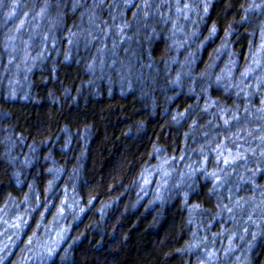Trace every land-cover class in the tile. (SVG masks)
<instances>
[{
    "label": "trees",
    "instance_id": "trees-1",
    "mask_svg": "<svg viewBox=\"0 0 264 264\" xmlns=\"http://www.w3.org/2000/svg\"><path fill=\"white\" fill-rule=\"evenodd\" d=\"M206 3L5 0L0 7V264H197V259L203 264L204 252L233 264H264V194L238 193L239 208L230 203V194L223 208L213 196L219 214L208 227L220 235L207 249L199 246L200 238L207 243L209 236L201 226L202 210L192 207L199 202L197 193L187 204L181 197L166 204L156 225L157 182L172 160L185 156L186 147L184 136H176L178 126H165V106L175 114L223 94L257 117L264 112L259 94L264 71L257 64L259 59L264 66V51L259 54L264 28L251 32L242 24L230 31L235 8L225 11V0H212L205 12ZM225 71L232 75L198 95L204 76ZM193 73L203 76L190 81ZM61 84L71 87L63 104L49 95ZM173 91L177 94L164 105ZM154 102L155 113L148 115ZM133 119H147L140 140L123 134ZM234 131V138L252 134L247 124ZM21 135L25 139L13 145ZM158 139L174 142L171 157L152 151ZM214 147L226 160L249 144L234 146L221 135ZM146 152L151 167H145ZM256 179L264 181V171ZM253 236L249 247L246 241ZM208 264L216 261L209 256Z\"/></svg>",
    "mask_w": 264,
    "mask_h": 264
},
{
    "label": "clouds",
    "instance_id": "clouds-1",
    "mask_svg": "<svg viewBox=\"0 0 264 264\" xmlns=\"http://www.w3.org/2000/svg\"><path fill=\"white\" fill-rule=\"evenodd\" d=\"M211 3L212 0H207V3L204 4L205 12H207ZM4 6L5 0H0V7ZM227 8H235L237 13L231 18V22L229 23L230 31L236 30L235 26L242 24H247V30L251 32L264 28V0H225V11ZM8 15L10 16L12 13L9 12ZM213 31H215V28H213ZM64 59L67 60L68 57L65 56ZM232 63L234 61L230 60L229 64ZM166 71V67L161 69L162 74ZM129 75H135V72L129 73ZM231 75L230 71H225L218 76L213 74L204 76L199 84L198 95L209 93L214 84L221 81L225 76ZM244 75V73H241V80ZM200 76H203V74L193 73L189 76V80L191 81V79ZM165 83H167V79ZM172 83H177V81L173 80ZM230 87H225L223 91L225 93L230 92ZM189 91H192L190 85ZM241 91L246 96L249 95L246 88L241 89ZM70 93V85L61 84L59 87L54 86L49 95L54 101L63 104L66 99L70 98ZM176 94L173 91L172 95L167 96L163 100V104L167 105L168 101ZM259 94L264 96V86L260 88ZM72 103H75L74 99H72ZM213 103L215 104V109L211 110ZM144 107H147V105H144ZM164 111L168 113L165 126L177 125L176 136H184L186 147L185 156L172 160V163L169 165L170 171L164 173L157 182L152 201L153 203L160 201L159 208L157 209L156 225L165 216L164 209L166 204L175 201L178 197H181L183 202L187 204L190 195L197 193L199 202L193 203L192 207L202 210L201 226L208 230L209 236L207 243H205V238L201 237L199 246L207 249L212 246L214 239L220 235L219 231L213 233L208 227L211 219H214L219 214L216 211V204L212 201L213 196H215L216 200L220 202L221 208H223L224 197L230 194L232 196L230 203L233 207L239 208L241 204L236 202L238 193L255 191L264 194V181L257 182L256 179L264 171V112L259 113L257 117L252 109L244 107L243 102L240 104L235 102L228 103L224 99L223 94L216 96L214 101L211 95H209L208 103H205L203 107L194 101L185 110H178L175 114L171 113L166 106ZM244 112H248L249 116L245 117ZM154 113L155 102L148 111V115H154ZM209 116L213 118L208 119ZM242 124H247L251 127L252 134L234 138L238 136L234 129ZM147 126V119H133L124 129L123 134L132 140H140L142 139L141 133L147 129ZM12 127V124L8 125L9 129ZM0 129H3L2 124H0ZM241 130L243 131L242 127ZM229 132H232L233 136L230 137L228 135ZM221 135L229 139V142L234 146L243 141V143L249 144V147L247 149L241 148L240 151L230 154L226 162L224 159H221L219 151L214 147L216 139ZM189 138L196 141L195 145L187 143ZM24 139L25 137L21 135L16 137L12 143L15 145L17 141H23ZM252 141H257V143L253 146ZM173 143L172 141L158 139L153 145L152 151L159 155L167 153L171 157L172 151L175 150ZM35 149L36 145L33 144L32 152H35ZM245 151L248 153L246 158H244ZM145 155L148 157V160L144 161L145 167H151V153L146 152ZM180 159L184 160L182 165L178 162ZM13 175L19 176V172H15ZM132 183L138 184V181L133 178ZM253 184H255V188H253ZM201 192L202 195H200ZM183 223L184 221L181 220V224ZM254 242L255 236H253L252 241H246L249 247ZM200 256L204 258L203 264H208L209 256L216 261V264H233L230 259L217 257L213 253L204 252L200 253ZM245 259H247L246 256ZM197 264H202V261L197 259Z\"/></svg>",
    "mask_w": 264,
    "mask_h": 264
},
{
    "label": "rangeland",
    "instance_id": "rangeland-1",
    "mask_svg": "<svg viewBox=\"0 0 264 264\" xmlns=\"http://www.w3.org/2000/svg\"><path fill=\"white\" fill-rule=\"evenodd\" d=\"M263 51H264V38H263V42H262L261 45H260L259 54H261ZM257 64H258V66H259V67H258V70H259V71L262 70V67H263V69H264V66H263L262 63H260V60H259V59L257 60ZM254 69H255V68L250 69L248 75H250V76L253 75V74H254Z\"/></svg>",
    "mask_w": 264,
    "mask_h": 264
},
{
    "label": "snow or ice",
    "instance_id": "snow-or-ice-1",
    "mask_svg": "<svg viewBox=\"0 0 264 264\" xmlns=\"http://www.w3.org/2000/svg\"><path fill=\"white\" fill-rule=\"evenodd\" d=\"M225 161L227 162V159Z\"/></svg>",
    "mask_w": 264,
    "mask_h": 264
}]
</instances>
